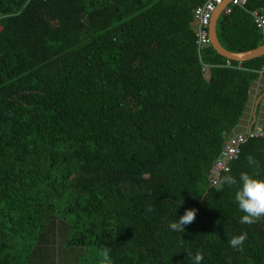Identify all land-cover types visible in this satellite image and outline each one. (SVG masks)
Wrapping results in <instances>:
<instances>
[{
  "label": "trees",
  "instance_id": "16d2710c",
  "mask_svg": "<svg viewBox=\"0 0 264 264\" xmlns=\"http://www.w3.org/2000/svg\"><path fill=\"white\" fill-rule=\"evenodd\" d=\"M203 1L0 0V264H264V219L242 224L211 175L264 57L201 59ZM252 11L264 0L219 16L224 49L261 43ZM249 155L264 177V138L220 177L253 172Z\"/></svg>",
  "mask_w": 264,
  "mask_h": 264
},
{
  "label": "clouds",
  "instance_id": "9594fccd",
  "mask_svg": "<svg viewBox=\"0 0 264 264\" xmlns=\"http://www.w3.org/2000/svg\"><path fill=\"white\" fill-rule=\"evenodd\" d=\"M209 46H211V42ZM233 134H236V132ZM246 159L249 167L253 169V172H241L238 178L230 174H226L220 177L216 183L220 187H223L224 185L235 186L234 203L236 204L240 213H242L240 216V222L242 224L251 225L260 219H264V177H262L260 174V161H258L252 155L247 156ZM180 205L181 201L175 208V213ZM151 210V207H149L148 211ZM196 214L197 209L195 208L185 209L184 213L178 218L175 216L174 220L168 225L169 229L177 233L184 232L185 227L194 221ZM246 239L247 233H241L239 235L233 236L228 241V244L232 249L236 251H242ZM186 254L190 256L191 264H202L204 259L202 253L198 252L194 255L190 253ZM102 264H112V260L108 252L102 253Z\"/></svg>",
  "mask_w": 264,
  "mask_h": 264
},
{
  "label": "built area",
  "instance_id": "2783aa9c",
  "mask_svg": "<svg viewBox=\"0 0 264 264\" xmlns=\"http://www.w3.org/2000/svg\"><path fill=\"white\" fill-rule=\"evenodd\" d=\"M249 0H230L229 6L225 7L223 12L229 13L232 7L239 6L245 7ZM226 2V0H204L201 5H198L193 10V21L196 25V45L199 57L201 53L206 50L210 44V24L214 13L219 9V7ZM254 23L256 27L260 30L262 43L264 44V17L253 12ZM227 65L230 62L226 61ZM206 66H203V70ZM258 79L264 76V64L260 66L257 70ZM264 138V126L259 129H248L243 132H238L228 137L223 146L221 154L216 159L214 166L211 170L212 184L216 185V181L219 180L223 172H227L229 169V163L235 161L240 152L241 146L248 140Z\"/></svg>",
  "mask_w": 264,
  "mask_h": 264
},
{
  "label": "crops",
  "instance_id": "0c3cea01",
  "mask_svg": "<svg viewBox=\"0 0 264 264\" xmlns=\"http://www.w3.org/2000/svg\"><path fill=\"white\" fill-rule=\"evenodd\" d=\"M229 1L230 0H226V2H224L220 6V14H219V16L221 14H229L232 11L233 7L231 8V11L229 13H224L223 12L224 8L229 6ZM242 8H244V7H242ZM253 12L257 13L258 15L263 16L258 11H252L251 15H252L253 21H254ZM219 16H218V18H219ZM218 18H217V20H218ZM216 24H217V22H216ZM261 45H263L262 41L255 48H258ZM255 48H252V49H249V50H253ZM249 50H246V51H249ZM205 51H203L201 53V56H200L201 59L205 55L204 54ZM246 51H242V52H246ZM237 53H240V52H237ZM219 56H221V55H219ZM221 57L225 59L224 65H222V66L228 67V68H242L241 67V63L242 62L258 59L260 57H264V55L256 57V58H251V59H248V60H245V61H237V60L227 59V58H225L223 56H221ZM227 60L230 62V65L226 64ZM233 62H236V64L233 65ZM207 72L208 71H206L205 73H207ZM250 98H252V99H251V101L249 102V104L246 107V110L244 112V116L242 117V119L240 120V122L238 123V125L234 129V132H236V133L237 132H243V131L247 130V128L248 129H259V128H262L264 126V78H263V76L260 79H258V77H257V79L252 83L251 90H250Z\"/></svg>",
  "mask_w": 264,
  "mask_h": 264
},
{
  "label": "water",
  "instance_id": "95a60500",
  "mask_svg": "<svg viewBox=\"0 0 264 264\" xmlns=\"http://www.w3.org/2000/svg\"><path fill=\"white\" fill-rule=\"evenodd\" d=\"M219 14H220V7L214 13L213 18L211 20L210 27H209L211 47L217 52V54L227 59H232V60H237V61H245L251 58H256V57L264 55V44L253 50H249L246 52H240V53H233V52H229L226 49H224L219 43L218 38H217V33H216V22H217V18Z\"/></svg>",
  "mask_w": 264,
  "mask_h": 264
}]
</instances>
